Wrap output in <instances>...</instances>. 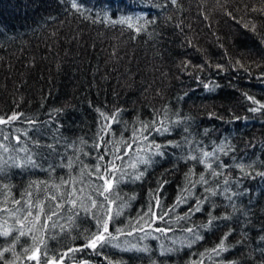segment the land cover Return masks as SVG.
<instances>
[{
  "label": "trees",
  "instance_id": "obj_1",
  "mask_svg": "<svg viewBox=\"0 0 264 264\" xmlns=\"http://www.w3.org/2000/svg\"><path fill=\"white\" fill-rule=\"evenodd\" d=\"M72 3L0 0V116L20 115L0 125L10 137L0 149V232H12L0 235V251L10 249L0 264H37L26 259L36 248L39 264H264V0ZM133 136L127 175L116 172L111 203L94 194L93 207L86 197L102 182L89 173L112 157L97 158ZM29 155L35 165L19 166ZM68 180L84 192L61 211L48 196ZM29 192L59 215L21 229ZM108 215L115 238L83 247Z\"/></svg>",
  "mask_w": 264,
  "mask_h": 264
},
{
  "label": "snow or ice",
  "instance_id": "obj_2",
  "mask_svg": "<svg viewBox=\"0 0 264 264\" xmlns=\"http://www.w3.org/2000/svg\"><path fill=\"white\" fill-rule=\"evenodd\" d=\"M176 0H172V3H175ZM72 7L73 8H79V5L76 3V0H73L72 3ZM121 23H124L125 21H120ZM129 27H131V25H129ZM249 99H251V97H249ZM256 102V101H254ZM258 103V102H256ZM260 108H264V105H260ZM260 108H254L251 109V111H259ZM103 115V114H102ZM18 119H20V115L19 114H12L10 116L4 117V116H0V125H9L14 121H17ZM111 123H115V118L112 117L111 118ZM153 123H157V122H153ZM150 130H155L157 132L160 131V129H153L152 125H144L143 126V131L145 133H148ZM165 132L167 131V129H163ZM139 131V130H138ZM108 135H110V131L107 133ZM10 139V137L8 135H0V149H3L4 152H8L9 151V146L7 144L4 143V141H8ZM13 139L15 140L16 144H19L21 142V137L20 136H15L13 137ZM144 139H147V135L144 136ZM138 141H136L135 136H133V139L131 142L125 141L123 144L122 149L120 147H117L115 153L112 152V149H107L104 153V155L99 156L97 159L100 161H104L106 156H111L112 158L110 160H108L106 163L103 164H96L90 171L89 175H92L94 177L95 180L101 181L102 184L100 186H97L94 188L93 192L89 193V195L86 197L87 200L90 201L91 205L93 207L97 206V201L95 199H93V195L94 194H98L99 196H102L105 198L106 201H108V197L105 196V193H111L112 191V180L116 178V172H121L122 175H127L126 172H124L122 165H123V161L125 159V157L130 154L131 152L135 151V144ZM108 143V141H105L103 139H101L100 141H98L97 143V148H101L103 147L104 144ZM155 147L157 149L160 148L159 145H155ZM13 150H16L13 147ZM20 151H24V152H28V149L24 148V149H20ZM141 151H143V149H141ZM149 151H151V148H149ZM204 158H213L215 156L214 152H204L203 154ZM150 157L146 158V159H142L140 160L141 164L147 165L150 163ZM190 160L192 161H196L199 164L205 165V167L209 170V174L210 175H216L218 176L219 173L215 172L212 170V164L211 163H207L205 162V159H201L196 155H192L189 157ZM116 161H120L121 164H117ZM35 165L34 160L32 159V157L29 155L27 157V159L23 162V164L19 165V166H27V165ZM69 167H72L71 162H69ZM86 167V166H85ZM131 167H133L134 169L136 168L135 163L131 165ZM143 175V171L141 170L139 172V174L135 175L133 178L139 180L141 178V176ZM84 176V172H81V177ZM200 182L203 184H207V180L205 179V177L203 175L200 176ZM81 183H83V180H81ZM64 187L65 189H67L66 192L61 193L59 196L56 194H50L48 196V199L54 202V207L57 209H60L61 211L64 210L65 205H70L72 208H75L77 206V194L78 193H83L84 192V187H80L77 188L75 186V183L73 180H68L62 183V185H54V187ZM206 191H211L210 189H205ZM212 195H216L215 191L211 192ZM27 196L29 197V201H25V205L27 209H31L30 211H26V214L24 215V217L22 219H18L16 222L18 224L21 225V229L23 228V220H27L29 217H33L35 216L37 222L40 221L41 216L42 215H47L48 219H51L52 216H56L59 215V213L55 210L52 209H47L46 211V205H47V201H45L43 204L38 203V198L36 200L31 199L33 196V193L29 192L27 193ZM109 203H111V201H108ZM13 203L20 205L22 203L21 200H14ZM159 205L154 204L153 208H158ZM199 207H197L196 211H199ZM0 211H8L7 209H0ZM116 215L118 216L119 213H116ZM115 217H113L112 215H108L106 218L104 216L99 217L100 220H105L106 222H104L102 224V226H99V230L95 233L92 234L91 238L87 241V243L83 246V247H87V248H91V249H96L97 246L99 245L100 247H103V245L105 243L108 242L109 238H115L114 236H112V233L109 231V226L112 222V220ZM155 219L157 220H163L164 217L162 215H155ZM6 223V221H5ZM137 230L138 231H144L143 228H139L137 226ZM158 232H166V229L163 228H156L155 229ZM116 231H122L121 229H116ZM187 231L192 232V229H187ZM128 235H132L133 233L130 231L127 233ZM0 235L4 236V237H8L12 235L11 230H5L3 232H0ZM25 233L21 230L18 233V236L14 237L13 239H18L19 236H24ZM197 239H199V237H197ZM14 246V245H13ZM218 247L223 250L224 249V240L222 239L220 241V244L218 245ZM10 251V249L5 248L3 251H0V259H3L4 257V253ZM27 251V250H25ZM69 251H72L71 249ZM215 251V249H214ZM39 252V248H36L34 250V253L32 255H28L26 257V259L28 260H32V261H36L37 264H39V256L36 255L35 253ZM46 255V254H45ZM65 255H67V253H65ZM63 257H57L56 259H47L45 260V264H59V262L62 260Z\"/></svg>",
  "mask_w": 264,
  "mask_h": 264
},
{
  "label": "rangeland",
  "instance_id": "obj_3",
  "mask_svg": "<svg viewBox=\"0 0 264 264\" xmlns=\"http://www.w3.org/2000/svg\"><path fill=\"white\" fill-rule=\"evenodd\" d=\"M36 255H38V253H36ZM59 264H64V263L62 261H60Z\"/></svg>",
  "mask_w": 264,
  "mask_h": 264
}]
</instances>
